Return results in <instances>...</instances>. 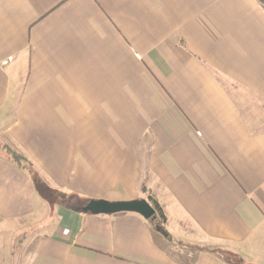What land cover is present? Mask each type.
Returning a JSON list of instances; mask_svg holds the SVG:
<instances>
[{"label": "crops", "instance_id": "1", "mask_svg": "<svg viewBox=\"0 0 264 264\" xmlns=\"http://www.w3.org/2000/svg\"><path fill=\"white\" fill-rule=\"evenodd\" d=\"M1 144L0 264H264V7L0 0Z\"/></svg>", "mask_w": 264, "mask_h": 264}, {"label": "trees", "instance_id": "2", "mask_svg": "<svg viewBox=\"0 0 264 264\" xmlns=\"http://www.w3.org/2000/svg\"><path fill=\"white\" fill-rule=\"evenodd\" d=\"M258 2L264 7V2L262 0H258ZM0 152L3 153L7 161L13 163L18 169L24 171L30 177L36 191L41 192L43 189L46 190V185L39 173L33 167L31 162L17 148L12 145L1 144ZM56 201L72 211H78L88 202L87 200L81 199L77 196L66 194H57ZM153 208L155 209L156 215L148 221L152 226L164 233L160 227L163 221L161 210L156 203L153 204Z\"/></svg>", "mask_w": 264, "mask_h": 264}, {"label": "water", "instance_id": "3", "mask_svg": "<svg viewBox=\"0 0 264 264\" xmlns=\"http://www.w3.org/2000/svg\"><path fill=\"white\" fill-rule=\"evenodd\" d=\"M82 212L91 215H112L120 213H131L142 217L144 220H150L155 216V210L146 201L130 202H106L89 201L81 208Z\"/></svg>", "mask_w": 264, "mask_h": 264}, {"label": "rangeland", "instance_id": "4", "mask_svg": "<svg viewBox=\"0 0 264 264\" xmlns=\"http://www.w3.org/2000/svg\"><path fill=\"white\" fill-rule=\"evenodd\" d=\"M140 187H141V185H140ZM147 189V187L146 186H144L143 187V191H145ZM39 221H41L40 219H36V220H34V221H32V219H30V220H28V221H26L25 222V227H28L30 230L29 231H26L25 233H24V239H28L29 238V234H31L30 236L32 237V236H35L36 237V235L35 234H33L32 235V232H33V230L34 229H36V224L39 222ZM28 230V229H27Z\"/></svg>", "mask_w": 264, "mask_h": 264}]
</instances>
